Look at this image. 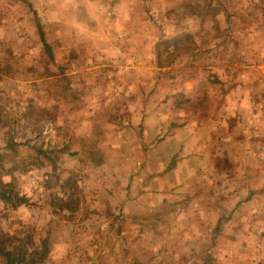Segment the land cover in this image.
Returning <instances> with one entry per match:
<instances>
[{
  "label": "rangeland",
  "instance_id": "obj_1",
  "mask_svg": "<svg viewBox=\"0 0 264 264\" xmlns=\"http://www.w3.org/2000/svg\"><path fill=\"white\" fill-rule=\"evenodd\" d=\"M2 190L34 264H264V0H0Z\"/></svg>",
  "mask_w": 264,
  "mask_h": 264
},
{
  "label": "trees",
  "instance_id": "obj_2",
  "mask_svg": "<svg viewBox=\"0 0 264 264\" xmlns=\"http://www.w3.org/2000/svg\"><path fill=\"white\" fill-rule=\"evenodd\" d=\"M3 186H9V184H2ZM13 197H16V195L14 196H6V191L0 192V198L1 199H8L9 201H11V199ZM16 205V203L14 204ZM0 254H3L4 257L7 260V264H11L12 261H14L15 264H34L35 260H34V253L32 251L27 252V250L21 251L20 253H17L16 257L13 258L14 252L12 250H1L0 249Z\"/></svg>",
  "mask_w": 264,
  "mask_h": 264
}]
</instances>
